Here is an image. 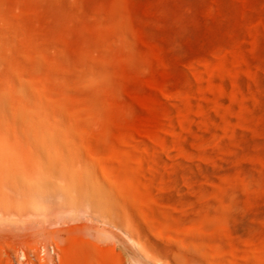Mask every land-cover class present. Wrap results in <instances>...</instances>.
I'll use <instances>...</instances> for the list:
<instances>
[{
	"label": "rangeland",
	"instance_id": "obj_1",
	"mask_svg": "<svg viewBox=\"0 0 264 264\" xmlns=\"http://www.w3.org/2000/svg\"><path fill=\"white\" fill-rule=\"evenodd\" d=\"M157 260L264 264V0H0V264Z\"/></svg>",
	"mask_w": 264,
	"mask_h": 264
},
{
	"label": "bare ground",
	"instance_id": "obj_2",
	"mask_svg": "<svg viewBox=\"0 0 264 264\" xmlns=\"http://www.w3.org/2000/svg\"><path fill=\"white\" fill-rule=\"evenodd\" d=\"M131 241H132V243H134V241L132 240V239H130ZM40 253V252H39ZM157 262H159V263H162L161 261H159V260H157ZM162 264H164V263H162ZM183 264H185V263H183ZM191 264H193V263H191Z\"/></svg>",
	"mask_w": 264,
	"mask_h": 264
}]
</instances>
